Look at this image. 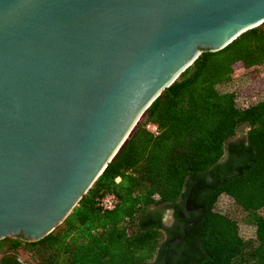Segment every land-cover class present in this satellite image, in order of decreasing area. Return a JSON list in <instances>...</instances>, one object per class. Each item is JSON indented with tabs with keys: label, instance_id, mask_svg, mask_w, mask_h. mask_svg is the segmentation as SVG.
I'll return each mask as SVG.
<instances>
[{
	"label": "water",
	"instance_id": "water-1",
	"mask_svg": "<svg viewBox=\"0 0 264 264\" xmlns=\"http://www.w3.org/2000/svg\"><path fill=\"white\" fill-rule=\"evenodd\" d=\"M263 20L264 0H0V239L48 234L165 87Z\"/></svg>",
	"mask_w": 264,
	"mask_h": 264
},
{
	"label": "trees",
	"instance_id": "trees-1",
	"mask_svg": "<svg viewBox=\"0 0 264 264\" xmlns=\"http://www.w3.org/2000/svg\"><path fill=\"white\" fill-rule=\"evenodd\" d=\"M263 62L264 20L202 51L58 225L36 241L0 239V264H162L165 247L166 264H264V97L239 102L232 79ZM106 193L110 210L100 206ZM161 204L174 208L172 227L160 212L153 219Z\"/></svg>",
	"mask_w": 264,
	"mask_h": 264
},
{
	"label": "rangeland",
	"instance_id": "rangeland-1",
	"mask_svg": "<svg viewBox=\"0 0 264 264\" xmlns=\"http://www.w3.org/2000/svg\"><path fill=\"white\" fill-rule=\"evenodd\" d=\"M232 79L239 95V102L246 103L254 101L258 97H264V62L259 66L235 70ZM237 135H239V132ZM218 203L219 209L227 210L231 215H235L232 212V206L228 200L221 199ZM240 232L244 236H250L252 234L251 228L244 225H241ZM19 258L21 259V257Z\"/></svg>",
	"mask_w": 264,
	"mask_h": 264
},
{
	"label": "flooded vegetation",
	"instance_id": "flooded-vegetation-1",
	"mask_svg": "<svg viewBox=\"0 0 264 264\" xmlns=\"http://www.w3.org/2000/svg\"><path fill=\"white\" fill-rule=\"evenodd\" d=\"M152 210V214H153V219L155 218L156 214L158 212H160L161 214V222L166 225L167 227L170 226L172 227L174 224V208H165L163 204L155 207V208H151ZM191 211H194L193 209L188 210L187 213H190ZM182 230H184V227L182 228Z\"/></svg>",
	"mask_w": 264,
	"mask_h": 264
},
{
	"label": "built area",
	"instance_id": "built-area-1",
	"mask_svg": "<svg viewBox=\"0 0 264 264\" xmlns=\"http://www.w3.org/2000/svg\"><path fill=\"white\" fill-rule=\"evenodd\" d=\"M150 131H152L153 133H156V128L154 125H147L146 126ZM115 181L118 180V177H116L114 179ZM115 203V198L114 195L111 193H106L104 194L101 199H100V206L102 209L104 210H110L113 208Z\"/></svg>",
	"mask_w": 264,
	"mask_h": 264
}]
</instances>
